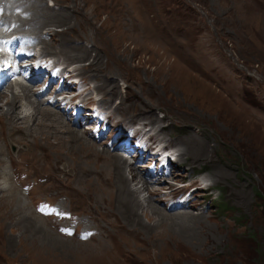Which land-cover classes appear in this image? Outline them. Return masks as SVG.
I'll use <instances>...</instances> for the list:
<instances>
[{
  "label": "rangeland",
  "instance_id": "1",
  "mask_svg": "<svg viewBox=\"0 0 264 264\" xmlns=\"http://www.w3.org/2000/svg\"><path fill=\"white\" fill-rule=\"evenodd\" d=\"M19 3L30 10L34 22L26 26L44 37V50L88 76L76 75L84 98L110 102L122 118L150 123L158 140L188 149L166 182L140 194L157 207L142 213L115 188L108 155L121 154L101 146L103 140L73 126L102 151L83 156L95 149L77 150L70 136L56 137L61 154L43 125L35 123L31 129L39 133L32 136L19 128L10 134L3 115L0 264H264V0ZM101 165L108 168L99 171ZM105 177L113 181L107 191L100 188ZM167 182L200 190L187 209L173 211L164 202L177 185ZM56 206L78 223L63 225ZM40 226L48 237L57 234L54 248Z\"/></svg>",
  "mask_w": 264,
  "mask_h": 264
},
{
  "label": "bare ground",
  "instance_id": "2",
  "mask_svg": "<svg viewBox=\"0 0 264 264\" xmlns=\"http://www.w3.org/2000/svg\"><path fill=\"white\" fill-rule=\"evenodd\" d=\"M5 3L10 4L11 6L13 4H16V5L17 4H22V3H19V0L8 1V2H5ZM23 3H25V2H23ZM8 21H9L8 17H5L3 15H0V24L7 23ZM17 21L18 20H14L15 23ZM28 21L34 22L33 19L30 18V19H27V21H25V20L22 19V21H18V23L21 26L26 25V24L29 25ZM37 22L38 21H36V23ZM32 29L34 30L32 32L36 33L35 32V26L32 27ZM37 37L40 38L39 36H37ZM44 42H45V40L42 39V37H41L40 38V43H43L44 44ZM44 48H46L45 45H44V47H42V49H43L42 52H46L44 50ZM49 55H50V53H49ZM51 56H53V55H51ZM79 70H81V69L78 68L76 66V64H75L74 67H73V69L71 68L70 72L73 73V74L81 75L82 77H88L87 75L83 76ZM31 84H34V86H35V85H37V82L36 83H31ZM98 84L94 85V87H93L96 91H97L96 87L98 86ZM16 86L18 88L17 90H15ZM38 87L39 86H37V88ZM9 91H10V95H7V97H4L3 93L9 92ZM1 94H2V96H1ZM38 101L39 100L36 98V95H35V89L34 90H31V85H27V84H25V82H14L13 84H10L4 91H0V118L3 115L4 116H8L7 121L2 122L4 124V126H5V128H6V130H7L8 133L11 134L15 130L14 128H19V129H16L19 132V134H22L23 136H26V135L27 136H30L31 135V131L33 130L31 128H34L35 123H38L39 126H41V125L44 126V128H45L44 132H46V134L48 136H50L51 134L54 133L55 134V139H56V137L57 138H63V139H65L66 136H70V137H67L66 140L74 139L75 141H77L76 142V146H75L77 150L79 148H81L82 150H86V149H89V148H94L95 149V152H92V153H89V154L86 153L83 156H94V157H96V155H98V153L102 151V150L98 149L94 145L93 141L87 140L88 138L86 139V137H84L83 133L80 130H78L79 128L76 129L75 127H73V126H75V122L72 123L71 122V119L64 118L66 114H62L58 110L54 109L53 107L46 105V102H42V101H39L38 102ZM106 104H108V103H106ZM4 107L6 108L5 111H4ZM24 107H26V109H28V111L25 112V113L22 110ZM39 107H46V108H43L42 109V108H39ZM48 107H50V108H48ZM115 109H116V107H115ZM39 115L41 116L40 119L38 117ZM49 115H51V116H49ZM10 117L12 118L10 120L11 122H9ZM38 120H39V122H37ZM56 120H58V122ZM121 120H125V121H127L129 123H133L134 122L133 121V117H129V120L128 119H124V118L121 117ZM139 122L141 124L145 125V126H150L149 125L150 123H146V122H142V121H139ZM37 127H38V125H37ZM52 127H54V129H50ZM47 129H49L50 131H53V132H49V131H47ZM161 129L162 128L159 127V131H161ZM64 130H66L67 133L66 132L63 133ZM81 130H85L87 132V135L89 136L88 130H86V129H81ZM149 130H150L151 137L154 138L155 140H158V138H156V136L154 135L156 133V132H154V128L150 126L149 127ZM32 132L34 134L35 133H37V134L39 133V131H36V130H34ZM159 138L161 140L163 139L162 136L160 135V133H159ZM91 139L93 140V138H91ZM158 141H160V140H158ZM164 141L165 142H168L166 139H164L163 141H160V142H163L164 143ZM74 144H75V142H74ZM188 144H191V142L188 143ZM164 145H167L168 146L169 145V142L167 144L164 143ZM181 145L182 144H178V145L176 144L175 145L176 148H174V152H175V155H176V164H177V156H179L181 158V156H183L184 153H185V151H187V149H188V148L187 149L186 148H183ZM62 147H63V149L71 148L70 146H66V144L65 145L62 144ZM188 147H190V149H192V151H193V149H196V147L193 146V144L190 145V146H188ZM53 149L58 150L61 154L63 153L62 151H65V150L60 149V143H59V141L57 139H56V142H55V144L53 146ZM107 150H108V148H107ZM55 152H57V151H55ZM117 153H119V152H117ZM108 156H109L110 159L113 160L112 166H111L112 168H110L109 170L110 171L112 170L114 172V174H115L116 180L114 182V186L116 188L117 187L116 184H118V187L117 188H120L121 191H122L121 194H119V195H123V193H124V194L130 195L131 197H133L134 198V201L136 202L138 208L142 211V213L146 212L147 211L146 209H148V208H150V209L152 208L154 210H157V207L154 206V204L151 202V200L148 198V196L146 197V196L143 195L142 197H140V194L143 193V192H146V191H147V193H149L150 186L152 184H154V183H162L163 184L164 182H166L164 180V178L161 176V177H157L155 180H151L147 176V174L144 172V170H141L142 168L140 167L139 162L136 161L137 160L136 158L135 159L130 158V159L133 160V162L137 164L138 169L140 171H142V172L137 171L135 169V167H130L129 166L130 163L127 162V160H126L127 158L126 157H125L126 159H124L123 156L116 155L114 153H113L112 156L111 155H108ZM144 156L149 157V159H152L153 158V154H146V153H144ZM1 162H2V159H0V163ZM179 165L180 164H177V166H179ZM142 166L145 167L146 165L144 164ZM105 167L106 166L101 165L99 171H101L102 169H105ZM106 168H108V167H106ZM175 170L171 173L170 176L173 175V173L175 172ZM99 174L100 173H98V176L101 175V174L100 175ZM108 178L105 177V179H107L106 181L108 182V183L107 182L105 183L107 186L106 187L100 186V188L103 189V190H105V191L109 190L110 189L109 187L111 185L113 187V181L109 182V179ZM93 180L94 179H92L91 181H93ZM212 180H213V178H212ZM131 183L132 184L135 183V185H134L135 188L134 189H132ZM196 183H197V181H196ZM160 191L162 192L163 190H160ZM1 193H3V192L0 189V194ZM124 201H125L126 204H129V202L127 200H124ZM170 209L173 210L171 207H170ZM37 231H39L41 233L43 231V227L40 226V228H37ZM53 232L52 231L49 232L50 233V237L46 236L45 235V232H44V235H43V236H45V238L48 237V239H50V241H48L50 248H54L56 246V242H59L60 241V240H58L56 238V237H58V236H56L57 234L55 235ZM67 241H68L67 243H69V240H67ZM67 243H64V245L66 246ZM68 248L69 247L66 246V249H68Z\"/></svg>",
  "mask_w": 264,
  "mask_h": 264
},
{
  "label": "trees",
  "instance_id": "3",
  "mask_svg": "<svg viewBox=\"0 0 264 264\" xmlns=\"http://www.w3.org/2000/svg\"><path fill=\"white\" fill-rule=\"evenodd\" d=\"M260 250V248L258 249V251ZM255 255H256V253H255Z\"/></svg>",
  "mask_w": 264,
  "mask_h": 264
}]
</instances>
